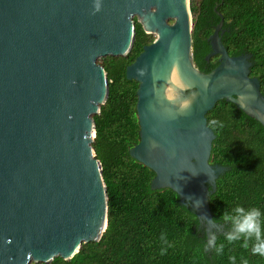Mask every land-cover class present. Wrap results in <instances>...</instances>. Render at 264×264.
Wrapping results in <instances>:
<instances>
[{
	"label": "water",
	"instance_id": "95a60500",
	"mask_svg": "<svg viewBox=\"0 0 264 264\" xmlns=\"http://www.w3.org/2000/svg\"><path fill=\"white\" fill-rule=\"evenodd\" d=\"M135 18L156 38L126 70L139 83L130 156L208 238L224 232L210 199L229 168L211 164L207 115L226 100L264 126V95L251 56L223 45V21L207 57L219 65L206 74L194 61L191 0H0V264L70 260L105 234L109 197L93 144L109 80L98 60L130 54Z\"/></svg>",
	"mask_w": 264,
	"mask_h": 264
},
{
	"label": "trees",
	"instance_id": "16d2710c",
	"mask_svg": "<svg viewBox=\"0 0 264 264\" xmlns=\"http://www.w3.org/2000/svg\"><path fill=\"white\" fill-rule=\"evenodd\" d=\"M191 12L197 67L206 74L218 67L219 56L207 57L212 53L210 37L223 21V45L231 57L251 56V76L259 79L264 95V0H191ZM135 26L129 55L98 60L108 74L109 98L94 116L93 147L107 185L108 228L101 241L84 244L72 259L58 257L48 264H231L230 256L236 257V264H242V258L248 264H264V257L241 247L243 241L227 242L225 233L230 229L220 219L225 210L236 206L264 212V126L260 122L226 100L207 115L217 136L211 163L229 168L217 180V191L210 199L214 221L225 226L216 235V246L224 244L220 255L208 246L197 216L180 203L178 195L171 189L152 190L155 173L130 156V149L140 142L139 83L128 80L126 70L156 38L145 32L137 18ZM162 234L173 245L163 256Z\"/></svg>",
	"mask_w": 264,
	"mask_h": 264
},
{
	"label": "clouds",
	"instance_id": "9594fccd",
	"mask_svg": "<svg viewBox=\"0 0 264 264\" xmlns=\"http://www.w3.org/2000/svg\"><path fill=\"white\" fill-rule=\"evenodd\" d=\"M96 11L100 10L99 3L96 4ZM213 125L218 124L217 121H212ZM223 127L222 124L219 125ZM223 223L229 226V231L225 233V239L229 244L237 241H243L241 247L250 250L253 256L264 257V212L260 208L251 207L245 208L243 206H236L231 211L225 210L220 218ZM161 241L165 245L161 249V255H166L167 250L173 247L166 238V235H161ZM216 236H210L208 246L214 248L217 255L224 251V244L216 246ZM231 264H236V257L230 256ZM242 264H248L247 259L242 258Z\"/></svg>",
	"mask_w": 264,
	"mask_h": 264
},
{
	"label": "flooded vegetation",
	"instance_id": "af4514ba",
	"mask_svg": "<svg viewBox=\"0 0 264 264\" xmlns=\"http://www.w3.org/2000/svg\"><path fill=\"white\" fill-rule=\"evenodd\" d=\"M212 164V163H211ZM199 230H205L203 227H200L199 226ZM206 233V232H205ZM206 235H207V233H206ZM211 235H213V234H211ZM216 235V234H215ZM209 241V238H208V236H207V242Z\"/></svg>",
	"mask_w": 264,
	"mask_h": 264
},
{
	"label": "rangeland",
	"instance_id": "374dc122",
	"mask_svg": "<svg viewBox=\"0 0 264 264\" xmlns=\"http://www.w3.org/2000/svg\"><path fill=\"white\" fill-rule=\"evenodd\" d=\"M171 23H173V21H171ZM154 37H155V35L154 34H152Z\"/></svg>",
	"mask_w": 264,
	"mask_h": 264
}]
</instances>
